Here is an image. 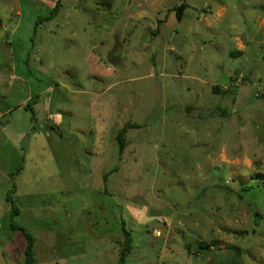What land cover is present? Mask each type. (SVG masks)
Returning a JSON list of instances; mask_svg holds the SVG:
<instances>
[{
	"label": "rangeland",
	"instance_id": "obj_1",
	"mask_svg": "<svg viewBox=\"0 0 264 264\" xmlns=\"http://www.w3.org/2000/svg\"><path fill=\"white\" fill-rule=\"evenodd\" d=\"M56 1L0 0V264H264V0Z\"/></svg>",
	"mask_w": 264,
	"mask_h": 264
},
{
	"label": "trees",
	"instance_id": "obj_2",
	"mask_svg": "<svg viewBox=\"0 0 264 264\" xmlns=\"http://www.w3.org/2000/svg\"><path fill=\"white\" fill-rule=\"evenodd\" d=\"M60 0H57L55 5L53 6L52 10H51V15L54 16L56 15V13L58 12V9L60 8ZM185 5L181 4L179 7H175L172 10H169L168 12H174L175 15L177 16L178 19L181 18L182 12L184 11ZM39 24L37 23L36 26H38ZM34 104V100H29V102L27 103V105L25 106V110L29 111L30 113V120L32 122L36 121V114L32 108ZM225 113V112H223ZM132 128H139L138 125L136 124H126L119 132H118V136H117V142H118V153L119 155L122 154L123 150H124V142H123V135L125 134L127 129H132ZM21 168H18L16 170V174H11V177L17 175L20 172ZM117 169H114V171H116ZM15 193V185H13L12 190L5 195V202L11 207V217L13 216H18L20 209L18 207H16L14 205L13 202V198L12 195ZM10 226L13 230L19 231L20 233H22L24 239H25V247H24V264H35V244H36V238L35 236L28 232L27 229L19 224H15L12 222H10ZM127 235V232H126ZM128 236V235H127ZM130 240L127 239V243H125V248L119 258V263L118 264H126L125 258L127 256H125V252L124 251H128V246L130 247ZM131 249V247H130Z\"/></svg>",
	"mask_w": 264,
	"mask_h": 264
},
{
	"label": "crops",
	"instance_id": "obj_3",
	"mask_svg": "<svg viewBox=\"0 0 264 264\" xmlns=\"http://www.w3.org/2000/svg\"><path fill=\"white\" fill-rule=\"evenodd\" d=\"M169 11V9H167L166 10V14H167V12ZM166 14H165V19L164 20H155L156 22L155 23H157V25H156V27L154 28H152V29H148L149 30V32L151 33V35H152V37L154 38H157V36H158V34H159V26H160V24H162V23H165L166 22V20H167V18L168 17H166ZM169 14H171V13H169ZM56 20H51L50 22L51 23H54V25H55V29L53 28V29H50L49 30V33H53V35H55L56 34V32L57 31H61V32H64L65 31V26H68V25H70L71 23H73V22H71V20H61V22H55ZM151 23H154V21H152ZM135 27L136 26H134L133 27V29L131 30V33L135 30ZM4 33L5 34H7V32L6 31H4ZM131 33H129V35L131 34ZM243 40V41H242ZM245 43H246V41H244V39L243 38H237V43H236V52H233V53H230L231 55L233 54V55H241L242 53H243V50L245 49ZM116 47H119L120 46V44L119 43H116V45H115ZM115 47V48H116ZM108 70V69H107ZM37 97V102H36V106H38V104H39V96H36ZM46 101H43V104L42 105H44V108H47V106H48V103H49V99H45ZM34 107V104H33V106H32V108ZM35 108V107H34ZM33 108V110H34V112H35V109ZM36 114V113H35ZM46 120H47V117H46ZM48 121V120H47ZM43 125H46V124H43ZM52 128H57L58 129V127L57 126H50V129H52Z\"/></svg>",
	"mask_w": 264,
	"mask_h": 264
},
{
	"label": "water",
	"instance_id": "obj_4",
	"mask_svg": "<svg viewBox=\"0 0 264 264\" xmlns=\"http://www.w3.org/2000/svg\"><path fill=\"white\" fill-rule=\"evenodd\" d=\"M0 37L5 39V40L8 39V35H6L4 32L1 33Z\"/></svg>",
	"mask_w": 264,
	"mask_h": 264
},
{
	"label": "built area",
	"instance_id": "obj_5",
	"mask_svg": "<svg viewBox=\"0 0 264 264\" xmlns=\"http://www.w3.org/2000/svg\"><path fill=\"white\" fill-rule=\"evenodd\" d=\"M49 118H51V116H49Z\"/></svg>",
	"mask_w": 264,
	"mask_h": 264
}]
</instances>
